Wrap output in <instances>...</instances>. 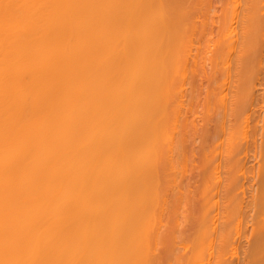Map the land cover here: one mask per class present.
Instances as JSON below:
<instances>
[{
	"label": "bare ground",
	"instance_id": "bare-ground-1",
	"mask_svg": "<svg viewBox=\"0 0 264 264\" xmlns=\"http://www.w3.org/2000/svg\"><path fill=\"white\" fill-rule=\"evenodd\" d=\"M213 1L0 0V264H264V0Z\"/></svg>",
	"mask_w": 264,
	"mask_h": 264
},
{
	"label": "rangeland",
	"instance_id": "rangeland-1",
	"mask_svg": "<svg viewBox=\"0 0 264 264\" xmlns=\"http://www.w3.org/2000/svg\"><path fill=\"white\" fill-rule=\"evenodd\" d=\"M232 1H233V0H229V1H228V0H223V1H222V0H221V1H220V0H215V1L212 2V7L215 6V7H214V10H215V9H216V10H215V12H213L214 10H213V11H210L211 13L208 14V15H210V17L212 16V17H211L212 19H209V20H208V25H212V26H208V25H207V27H208V28L210 27V29H212V28L214 29V31L211 30V31H212V32H211V36H212V37H215V36H216V37H217V38H216L217 40H218L219 35H220V34H219V31L217 32V30H219V28H220L219 25H221V27H223V25H224L223 23H225V22L223 21V17H224V16H227V17H228V15H229V17L231 18V11L228 10L227 8H228V6H230V3H231ZM217 2H218V3H217ZM221 2H222V4H221ZM227 2H229L228 5H226ZM225 7H227V8H225ZM225 10H226V11H225ZM229 11H230V12H229ZM216 12H217V13H216ZM225 13H226V14L228 13V14L226 15ZM216 16H217V17H216ZM219 16H220V18H219ZM213 17H214V18H213ZM221 17H222V18H221ZM230 18H229V19H230ZM213 19H215L216 21H212ZM217 19H218V20H217ZM224 19H226V22H227V18L224 17ZM210 20H211V22H210ZM221 21H223V22H221ZM228 21H229V20H228ZM217 22H219L220 24L217 23ZM214 26H215V27H214ZM216 26H218L219 28L216 27ZM208 28H207V29H208ZM216 28H217V29H216ZM210 29H208V30H210ZM221 30H222V28H221ZM214 32H215L216 34H215ZM217 33H218V34H217ZM213 35H214V36H213ZM207 71H208V70H207ZM204 73H205V72H204ZM204 73H203V75L205 76L206 74H204ZM203 75H202V76H203ZM204 76H203V80L205 79ZM200 77H201V76H199V77L197 76L198 80L200 79ZM201 78H202V77H201ZM201 81H202V79H201ZM204 82H205L204 84H203V81H202V82H201L202 85H198L199 88L196 86V88L199 89V90L197 89V90H198L197 92L201 91V88H202V91H201L200 94L198 95V97H199V98H198L199 102L197 101V98H196V101H197V102H195V104H197V108H196V110H197L196 112H197V113H195V114L192 116V117L195 118L194 121L197 123V125H198V123L200 122V119H199V118H201V115H203V111H201V110L203 109V108H201V107H202V104H201V103H202V102H201L202 99H201V98H203L202 96H204V95H203V92H204V86H206V85L208 84V83H206V81H204ZM207 82H208V81H207ZM205 84H206V85H205ZM203 85H204V86H203ZM201 86H202V87H201ZM200 87H201V88H200ZM200 97H201V98H200ZM202 101H203V100H202ZM198 105H199V106H198ZM200 106H201V107H200ZM203 106H204V104H203ZM200 108H201V109H200ZM200 111H201L202 113H200ZM199 116H200V117H199ZM196 120H197V121H196ZM198 129L200 130V128L197 126V127H196V132H197V134H198Z\"/></svg>",
	"mask_w": 264,
	"mask_h": 264
}]
</instances>
